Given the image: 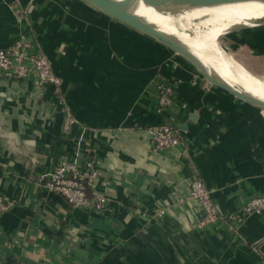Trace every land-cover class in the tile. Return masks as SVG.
I'll return each instance as SVG.
<instances>
[{"label": "crops", "instance_id": "0c3cea01", "mask_svg": "<svg viewBox=\"0 0 264 264\" xmlns=\"http://www.w3.org/2000/svg\"><path fill=\"white\" fill-rule=\"evenodd\" d=\"M23 33L62 79L64 106L32 78L0 77V264H264V212L229 219L264 196L262 110L80 0H0V49ZM233 35L264 62V24ZM166 84L174 103L160 110ZM161 124L181 128V146L153 150L148 129ZM87 147L103 211L74 209L39 183ZM194 179L220 216L205 230L181 201Z\"/></svg>", "mask_w": 264, "mask_h": 264}, {"label": "built area", "instance_id": "2783aa9c", "mask_svg": "<svg viewBox=\"0 0 264 264\" xmlns=\"http://www.w3.org/2000/svg\"><path fill=\"white\" fill-rule=\"evenodd\" d=\"M0 77L12 80L32 78L37 87H50L58 98L59 105H62V108L64 106L63 81L53 72L50 60L41 51L34 37L29 34H21L12 45L0 49ZM173 94L170 85H161L158 88L160 110L173 105ZM71 123L72 119L68 115L66 126ZM148 134L151 147L157 152L178 148L182 144L179 132L166 124L150 127ZM80 158L81 163L62 162L54 172L41 176L39 183L47 190L64 197L74 209L91 207L94 210L103 211L107 208L108 199L104 195L94 192L98 172L93 159V149L85 148ZM184 200L191 201L195 206L196 213L200 215L196 224L199 230L208 229L220 220L210 192L200 179H194L191 182L189 195L181 201ZM0 210H5L1 198ZM263 212L264 196H256L229 219L241 223L249 216ZM164 214L165 210H162L159 215L163 216Z\"/></svg>", "mask_w": 264, "mask_h": 264}, {"label": "bare ground", "instance_id": "6f19581e", "mask_svg": "<svg viewBox=\"0 0 264 264\" xmlns=\"http://www.w3.org/2000/svg\"><path fill=\"white\" fill-rule=\"evenodd\" d=\"M124 8L182 44L206 68L209 77L221 78L234 89L264 102V80L248 71L220 46V37L229 31L262 25L264 0L182 8L173 12L136 0Z\"/></svg>", "mask_w": 264, "mask_h": 264}, {"label": "water", "instance_id": "95a60500", "mask_svg": "<svg viewBox=\"0 0 264 264\" xmlns=\"http://www.w3.org/2000/svg\"><path fill=\"white\" fill-rule=\"evenodd\" d=\"M80 1L84 2L85 4H87L93 9L98 10L104 15L146 35L147 37L157 41L163 46L181 55L186 60H188L192 65L198 68L202 73H204L213 84L226 90L227 92H229L236 98L240 99L241 101L251 104L264 112V102L263 101L258 100L257 98H254L253 96H248L234 89L232 86H230V84L226 83L221 78L213 79L212 77H209L206 74V68H204L201 62L195 56H193V54H191L182 44L169 38L165 34L161 33L153 25L147 23L143 19H140L134 16L127 9L124 8L126 4H130L131 2L136 1V0H122L121 2H114L112 0H80ZM141 1H144L146 4H149L157 9L173 12V11H176L182 8L210 6V5H215V4L237 2V1H244V0H141ZM260 23L264 24V20ZM239 29H242V28H239ZM239 29L235 28L229 31V33L239 30ZM227 34H225L224 36H226ZM171 127L177 131L181 129V128L174 127V126H171Z\"/></svg>", "mask_w": 264, "mask_h": 264}, {"label": "rangeland", "instance_id": "374dc122", "mask_svg": "<svg viewBox=\"0 0 264 264\" xmlns=\"http://www.w3.org/2000/svg\"><path fill=\"white\" fill-rule=\"evenodd\" d=\"M93 10H95L98 13H100L101 15H104L103 13L99 12L96 9H93ZM108 18H110V17H108ZM110 19H112V18H110ZM112 20H114V19H112ZM259 26H255V27H259ZM250 28H253V27H250ZM254 34L257 35V36H260V35L263 34V32H261L260 29L259 30H254ZM224 35H222V36L220 35L221 37L220 36L219 37L221 38V40H220V46L226 52V54H228L229 56H231L232 58H234L236 61H238L240 64H242L252 74H254L255 76H257L260 79H263L264 80V62L255 61V60H253L251 58V52H253V50L251 49V47L249 45H252V44L251 43H248V42H243L241 39H236L234 37L235 35H233V37H231V36L230 37L229 36H224ZM237 40H241V41L240 42H237ZM175 54L177 56L183 58L184 60H186L181 55H179L177 53H175ZM186 61L190 64V66H192L196 70V73L203 78V81L208 84L209 88L211 87V88H215V89H219V90H224L221 87L213 84L207 78V76L204 73H202L198 68H196L194 65H192L188 60H186ZM259 74H261V75H259Z\"/></svg>", "mask_w": 264, "mask_h": 264}]
</instances>
